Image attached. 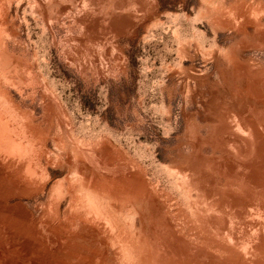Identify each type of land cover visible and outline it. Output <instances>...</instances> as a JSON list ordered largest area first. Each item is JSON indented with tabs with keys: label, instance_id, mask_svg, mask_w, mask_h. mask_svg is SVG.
<instances>
[{
	"label": "rangeland",
	"instance_id": "374dc122",
	"mask_svg": "<svg viewBox=\"0 0 264 264\" xmlns=\"http://www.w3.org/2000/svg\"><path fill=\"white\" fill-rule=\"evenodd\" d=\"M0 264H264V0H0Z\"/></svg>",
	"mask_w": 264,
	"mask_h": 264
},
{
	"label": "bare ground",
	"instance_id": "6f19581e",
	"mask_svg": "<svg viewBox=\"0 0 264 264\" xmlns=\"http://www.w3.org/2000/svg\"><path fill=\"white\" fill-rule=\"evenodd\" d=\"M8 14V13H7ZM92 203V202H91Z\"/></svg>",
	"mask_w": 264,
	"mask_h": 264
}]
</instances>
